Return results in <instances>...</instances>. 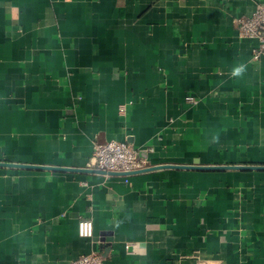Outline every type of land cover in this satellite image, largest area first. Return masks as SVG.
Instances as JSON below:
<instances>
[{"label": "crops", "instance_id": "crops-1", "mask_svg": "<svg viewBox=\"0 0 264 264\" xmlns=\"http://www.w3.org/2000/svg\"><path fill=\"white\" fill-rule=\"evenodd\" d=\"M260 1L0 0V264H264ZM108 141L148 167L87 170Z\"/></svg>", "mask_w": 264, "mask_h": 264}, {"label": "built area", "instance_id": "built-area-1", "mask_svg": "<svg viewBox=\"0 0 264 264\" xmlns=\"http://www.w3.org/2000/svg\"><path fill=\"white\" fill-rule=\"evenodd\" d=\"M233 24L239 36L254 42L252 49L253 60L264 57V0L256 4L254 12L246 17H236ZM186 101L194 103V98L187 97ZM147 162L138 156V151L126 143L108 141L104 144H94L87 170L103 175L128 176L146 169ZM78 237L93 240V222L91 218H81L77 224ZM70 264H105L104 257L99 252L81 255Z\"/></svg>", "mask_w": 264, "mask_h": 264}, {"label": "water", "instance_id": "water-1", "mask_svg": "<svg viewBox=\"0 0 264 264\" xmlns=\"http://www.w3.org/2000/svg\"><path fill=\"white\" fill-rule=\"evenodd\" d=\"M226 168H232V167H226ZM238 168H240V167H238ZM241 168H244V169H252V170H259V171L264 170V167H241ZM220 169H222V167H220Z\"/></svg>", "mask_w": 264, "mask_h": 264}]
</instances>
